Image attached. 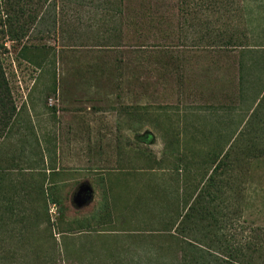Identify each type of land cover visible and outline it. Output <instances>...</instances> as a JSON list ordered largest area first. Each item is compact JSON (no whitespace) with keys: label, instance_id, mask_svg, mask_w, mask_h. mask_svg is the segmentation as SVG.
<instances>
[{"label":"rangeland","instance_id":"374dc122","mask_svg":"<svg viewBox=\"0 0 264 264\" xmlns=\"http://www.w3.org/2000/svg\"><path fill=\"white\" fill-rule=\"evenodd\" d=\"M35 1L0 17V264H264V0Z\"/></svg>","mask_w":264,"mask_h":264},{"label":"trees","instance_id":"16d2710c","mask_svg":"<svg viewBox=\"0 0 264 264\" xmlns=\"http://www.w3.org/2000/svg\"><path fill=\"white\" fill-rule=\"evenodd\" d=\"M39 3L40 2H36L35 0H0V17H6L4 20V24L7 29L6 33L11 40L19 41L27 36L31 26L37 22V19L39 17ZM0 23H2V21ZM225 34L226 33H224V35ZM230 43L233 42H228L226 43V45L233 47L234 45ZM236 46L240 47L241 45L240 43H238L236 44ZM143 51H145L144 47L141 51V54L145 53ZM18 117L19 110L16 106L12 88L6 76L3 66V60L0 54V140L6 139L9 136V134L13 130L14 124L17 122ZM0 170L3 169L0 168ZM21 175V182H17L16 177L18 178V176ZM26 175H28L26 174V172H20L19 170H13V172L10 173L3 171L2 174H0V181L6 182V180H8L6 183L8 184V187L5 186V188L8 190L11 188L13 190V194H7L9 196H7L6 206L11 205L19 198H23V195H20L18 188H20L23 192L26 190ZM239 252L242 254V250H240ZM231 256H233V253L231 254Z\"/></svg>","mask_w":264,"mask_h":264},{"label":"water","instance_id":"95a60500","mask_svg":"<svg viewBox=\"0 0 264 264\" xmlns=\"http://www.w3.org/2000/svg\"><path fill=\"white\" fill-rule=\"evenodd\" d=\"M94 200V189L89 182H84L77 188L73 202L77 208H83Z\"/></svg>","mask_w":264,"mask_h":264}]
</instances>
